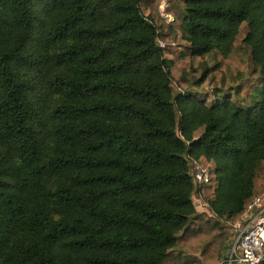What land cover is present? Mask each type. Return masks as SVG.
<instances>
[{
	"label": "trees",
	"instance_id": "obj_1",
	"mask_svg": "<svg viewBox=\"0 0 264 264\" xmlns=\"http://www.w3.org/2000/svg\"><path fill=\"white\" fill-rule=\"evenodd\" d=\"M144 1L0 0V264H220L264 197V0H184L212 101Z\"/></svg>",
	"mask_w": 264,
	"mask_h": 264
},
{
	"label": "rangeland",
	"instance_id": "obj_2",
	"mask_svg": "<svg viewBox=\"0 0 264 264\" xmlns=\"http://www.w3.org/2000/svg\"><path fill=\"white\" fill-rule=\"evenodd\" d=\"M164 0H145L143 3V9L146 14L153 17L158 26H160L161 35L159 40L162 43V47L165 49L166 56L172 59L174 64L172 67V73L174 75V87L175 93L184 92L190 90L198 94L199 98L207 99L212 101L215 99L216 89L210 82H199L196 77L190 74V66L198 67L203 69L205 58H197L191 55L188 49V44L182 39V31L180 23L182 21L184 13V0H168L170 7L169 12L171 13L170 19L165 20L160 16V6ZM248 31V24L243 23L241 26V37L238 41V47H244L242 38ZM184 66H187L188 71L184 70ZM199 68V67H198ZM253 63L250 62L249 70L246 77L242 82L243 93H248L251 90L250 80L253 78ZM235 99L233 90L225 92ZM206 200V199H205ZM232 240L229 241L223 249V253L226 254L228 249L231 247ZM224 258V257H223Z\"/></svg>",
	"mask_w": 264,
	"mask_h": 264
},
{
	"label": "built area",
	"instance_id": "obj_3",
	"mask_svg": "<svg viewBox=\"0 0 264 264\" xmlns=\"http://www.w3.org/2000/svg\"><path fill=\"white\" fill-rule=\"evenodd\" d=\"M169 1L164 0L160 6V16L169 20ZM161 46L162 43L159 40ZM193 176L198 185L208 184L211 171L197 161L193 162ZM200 211L214 215L207 200L202 196L194 197ZM235 238L226 252L221 264H261L264 259V197L255 198L248 204L241 218L233 224Z\"/></svg>",
	"mask_w": 264,
	"mask_h": 264
},
{
	"label": "water",
	"instance_id": "obj_4",
	"mask_svg": "<svg viewBox=\"0 0 264 264\" xmlns=\"http://www.w3.org/2000/svg\"><path fill=\"white\" fill-rule=\"evenodd\" d=\"M186 159H188V157H186ZM233 234H235V231H233Z\"/></svg>",
	"mask_w": 264,
	"mask_h": 264
},
{
	"label": "crops",
	"instance_id": "obj_5",
	"mask_svg": "<svg viewBox=\"0 0 264 264\" xmlns=\"http://www.w3.org/2000/svg\"><path fill=\"white\" fill-rule=\"evenodd\" d=\"M222 261H223V260H222ZM222 261H221V262H222ZM221 262H220V264H221Z\"/></svg>",
	"mask_w": 264,
	"mask_h": 264
}]
</instances>
